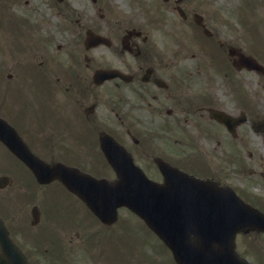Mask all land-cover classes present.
I'll list each match as a JSON object with an SVG mask.
<instances>
[{"label":"flooded vegetation","instance_id":"1","mask_svg":"<svg viewBox=\"0 0 264 264\" xmlns=\"http://www.w3.org/2000/svg\"><path fill=\"white\" fill-rule=\"evenodd\" d=\"M94 13L96 18L77 19L73 41L56 44L51 55L49 42L36 35L35 47L29 50L32 59L40 57L37 65L15 64V86L9 99L0 98V118L22 144L47 163L61 161L88 172L102 171L107 164L99 137L109 133L122 145L136 146L140 165L147 171L159 175L156 159L161 157L258 203L251 187L260 185L264 194V134L258 133L261 152H257L260 117L251 83L264 89V81H255V72L135 71L127 50L136 52L138 40L146 38L124 39L127 27L122 20L112 19L101 5ZM86 29L103 35L105 41L86 50ZM27 39L32 40L22 38ZM98 71L109 78L97 82ZM213 111L221 117L213 118ZM224 113L229 115L226 120ZM58 186L62 188L56 179L39 182L0 138V220L34 264H65L70 257L64 249L63 226L73 222L53 213V204L59 202ZM128 263L138 264V256Z\"/></svg>","mask_w":264,"mask_h":264},{"label":"water","instance_id":"2","mask_svg":"<svg viewBox=\"0 0 264 264\" xmlns=\"http://www.w3.org/2000/svg\"><path fill=\"white\" fill-rule=\"evenodd\" d=\"M101 140L105 155L117 173V179L114 181L97 179L59 163L51 166L39 164L27 153L19 155L33 168L39 179L60 178L107 222L113 220L117 206H128L172 249L178 264H244L233 251V234L240 228H264L261 225L264 223V215L261 212L244 205L233 195L224 193L219 195L214 186L191 180L186 176L177 175V179L169 178L162 186L153 183L143 177L128 156L122 152L120 155L113 152L120 151L113 146L112 141L108 138ZM174 187H176L174 191L182 188L181 195L184 199L187 198L185 204L176 199L178 196L170 195ZM172 197L175 200H172ZM190 197L195 199L199 207L207 205L211 210L208 213H230L232 227L224 228L220 232L214 231L215 229L210 226L188 232L184 223H188ZM215 205L218 208L212 209L211 206ZM0 240L2 243L0 264H29L15 244L4 234L0 233Z\"/></svg>","mask_w":264,"mask_h":264},{"label":"rangeland","instance_id":"3","mask_svg":"<svg viewBox=\"0 0 264 264\" xmlns=\"http://www.w3.org/2000/svg\"><path fill=\"white\" fill-rule=\"evenodd\" d=\"M140 1L141 0H100V3H103L104 6L108 7V13L112 19L118 18L120 20H123L124 13H127L128 17L132 16L133 18H139L140 20L147 23V20H149L148 18H151V16H153L152 11H156L157 9V11L161 10L162 13L165 12L168 18L167 17L163 18L165 20L163 26L158 25L156 26V28H154L153 25L148 24L147 27H144L146 31L152 34L153 39L156 42L162 44L163 47L165 48V55L163 58L166 60L167 57L170 56L175 49H176L175 58L172 60H177V57L179 55L184 56V54L178 50V47H184L182 43H185L186 48H183L184 53L189 54L191 50H193L196 47L203 48L204 53L203 55H199L200 51L197 49L198 56L196 58L189 60L186 56H184V60L180 63V65L179 66L175 65L176 71H182L183 69H190V68H194V66L195 67L198 66L202 70V72H216L215 67H217V64L221 61L212 60L206 52L208 48L205 49L203 46L197 44L193 40L194 30L188 28V25L191 22L190 17H187L186 19L183 20L180 19L178 15H176L175 13L162 10V8L159 6L161 2L160 0H143L142 3L144 6V10H143L137 7ZM253 1L254 0H181L180 4L182 8H184V10H186L187 12H190V10L192 9H196L197 11L201 12L207 19V23L209 27L215 31L214 33L216 34V37L221 38L224 41L233 40L235 42L241 43L246 48H248L247 47L248 44L245 43L240 38V36L242 35V28L239 25V23L245 27V25L246 26L248 25V22L254 23L255 19L258 20V26H260V33L262 34V36H259L258 39L256 37L257 40H255V38L253 39L255 41H260L262 38V41L264 42V28H262V26H264L263 24L264 0H259V2L257 3L255 2L254 7L252 9L247 8L249 6L248 4L253 3ZM5 3L7 5L9 4L8 10L11 12L12 17L17 16V18H19L20 16L25 15L27 16V18H29L30 21L25 22L23 24L24 26H27L28 29L31 28V30H34V25H37L39 21H42L41 23L38 24H44L45 28L47 29V32L49 31L51 33V40L53 41V46L58 41L60 42L67 41L68 43H71L73 41L74 36L72 35V31L74 29L78 31V29L76 28L77 25L75 21L79 17L81 18L80 20L83 21H86V19L89 18L90 16L92 18L97 17V15L94 13V10L96 9V5L95 4L92 5L89 0H62L60 2H58L57 0H14V1L9 0L6 1ZM50 4L54 6L49 8L48 5ZM6 6H5V11L7 10ZM73 6L75 7L76 10L73 8ZM59 10L61 11L60 16H56L50 12V11H59ZM62 15H63V19H62L63 22L61 21ZM0 16H1V10H0ZM236 17L239 19V21ZM10 22L12 26V21ZM61 22L64 23L62 25V29L59 30L61 35L59 33L54 34L52 31H50V30L55 31L56 27L58 28ZM186 28L188 31L185 30ZM238 28L240 33L237 32ZM10 29H11L10 34L17 31L18 36L20 37L24 36L19 32V27L16 26L14 28L12 26V28L9 27L8 30ZM8 30H6L5 33L0 32V67H1L0 74L1 77L3 78L5 77L6 73L10 71L16 72L17 70V66L13 64L14 58L10 56V54L8 53L9 49L13 47L12 45H14L12 39H9L10 34L8 33ZM40 33L44 34V32L43 33L40 32ZM255 33L256 35H258L256 30ZM207 41L213 42L211 39ZM150 44L154 45L156 49V53H161L152 39L150 41ZM215 53L220 57V55L217 52ZM215 53H211V55H214ZM261 54L262 56H264V52H261ZM258 79L259 78H255V81H258ZM4 83L5 81L3 82V84ZM251 85L252 86L255 85L256 89L254 90H257V99L259 101L264 99V91H260L259 86L256 85V83H251ZM262 105H264V102L262 103ZM58 195H60V197L69 199L72 203L71 210L67 208H63L62 210H60L63 217L68 218L70 215L72 217H75L77 215L79 217L84 216V217H88L89 219H92L89 213L83 211L82 207L77 202H74L73 199L69 198L63 190L58 189ZM122 209L124 208H120L118 210L121 214H124L121 217L123 219L121 222H123L125 218L132 219L134 222L138 221L136 219L137 218L136 216L134 217L129 214L130 212L128 213L126 210H122ZM81 222L84 223H81L82 227L80 228V230L82 231L80 235L81 236L83 235V237L85 238V244H87V239L89 238V231H92L93 230L92 228L98 229L99 225L96 222H94L93 225L89 223L90 224L89 225L84 221V219H81ZM131 223L134 224L133 222ZM119 228H120L119 224H116L115 226L109 228L107 233H110V235L108 236L116 234V231ZM51 229L53 228L51 227ZM67 231H71V230H67ZM124 235L136 237L138 240H142L144 238V235L138 234L136 229L132 225L128 226L125 229ZM145 236L148 238V241L150 243L148 246L154 248L153 249L155 250L154 253H156V250L160 251L159 253L161 254L158 255L160 258L162 256L164 257L165 255H167V251H165V249L161 247L162 246L161 243H159L153 237L150 238V236H147L146 234ZM263 240H264V235H263ZM126 244L127 242L125 240L124 245Z\"/></svg>","mask_w":264,"mask_h":264}]
</instances>
